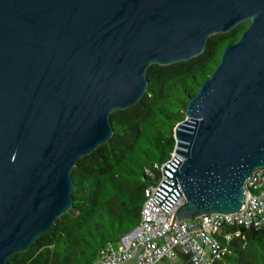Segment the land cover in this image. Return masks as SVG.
Segmentation results:
<instances>
[{
  "label": "water",
  "instance_id": "obj_1",
  "mask_svg": "<svg viewBox=\"0 0 264 264\" xmlns=\"http://www.w3.org/2000/svg\"><path fill=\"white\" fill-rule=\"evenodd\" d=\"M249 21L174 126L154 193L177 223L237 212L264 167V0H0V264L72 206L78 159L136 104L147 69L200 55Z\"/></svg>",
  "mask_w": 264,
  "mask_h": 264
},
{
  "label": "trees",
  "instance_id": "obj_2",
  "mask_svg": "<svg viewBox=\"0 0 264 264\" xmlns=\"http://www.w3.org/2000/svg\"><path fill=\"white\" fill-rule=\"evenodd\" d=\"M248 23L210 36L194 58L148 67L142 98L111 112L110 139L78 159L71 208L8 264H87L140 221L144 189L160 178V167L172 155L174 126L184 119L188 100ZM239 231L219 238L224 252L212 264H264V226Z\"/></svg>",
  "mask_w": 264,
  "mask_h": 264
},
{
  "label": "built area",
  "instance_id": "obj_3",
  "mask_svg": "<svg viewBox=\"0 0 264 264\" xmlns=\"http://www.w3.org/2000/svg\"><path fill=\"white\" fill-rule=\"evenodd\" d=\"M144 189L140 221L119 237L117 247L108 244L87 264H212L223 253L219 238L239 235V228L264 226V167L246 179L241 208L232 214L209 213L177 223L175 210L184 203L181 194L166 213L160 211L153 196L164 178Z\"/></svg>",
  "mask_w": 264,
  "mask_h": 264
},
{
  "label": "rangeland",
  "instance_id": "obj_4",
  "mask_svg": "<svg viewBox=\"0 0 264 264\" xmlns=\"http://www.w3.org/2000/svg\"><path fill=\"white\" fill-rule=\"evenodd\" d=\"M112 245H113V247H114V248H116V247H117V244H116V243H113Z\"/></svg>",
  "mask_w": 264,
  "mask_h": 264
}]
</instances>
